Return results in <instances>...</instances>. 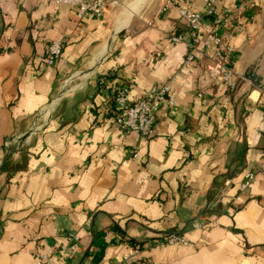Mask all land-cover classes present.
<instances>
[{"label": "crops", "instance_id": "obj_1", "mask_svg": "<svg viewBox=\"0 0 264 264\" xmlns=\"http://www.w3.org/2000/svg\"><path fill=\"white\" fill-rule=\"evenodd\" d=\"M246 1L229 92L200 64L181 68L186 50L168 37L187 28L175 8L159 14L162 0L128 30L111 6L80 22L46 0H0V264H36L69 235L80 253L56 264H118L136 246L139 264H264V0ZM167 84L175 105L155 115L154 138L121 132L120 90L132 102ZM167 234L189 245L146 248Z\"/></svg>", "mask_w": 264, "mask_h": 264}, {"label": "built area", "instance_id": "obj_2", "mask_svg": "<svg viewBox=\"0 0 264 264\" xmlns=\"http://www.w3.org/2000/svg\"><path fill=\"white\" fill-rule=\"evenodd\" d=\"M54 6H66L75 10V17L82 22L91 18L101 19L111 6L110 0H46ZM197 0H162L159 8L160 15H167L170 8H175L177 14L187 28L186 35H172L168 39L172 44L182 45L186 54L181 65L183 70L191 69L195 64L203 68L204 77L212 83L224 86L229 92L236 88V78L230 67V56L233 53L231 42L234 36L245 27V15L254 5L246 0H234L231 10L223 9L219 17H215L222 0H202V10L194 11ZM214 18L215 22L210 30L204 28V20ZM147 28H153L152 21L147 22ZM63 42L50 45L45 52V63L54 67L61 59ZM260 96L264 98V82L258 87ZM169 85L153 87L143 99L129 100L128 89L123 87L114 99L116 111L115 123L123 133H135L143 139L154 138V118L159 111H170L174 108V101L170 97ZM133 152V157H136ZM245 184L241 190H246L253 183L255 177L247 174ZM224 196V195H223ZM222 197V196H221ZM219 201L216 202L218 204ZM80 240L76 235H69L66 244L59 249H50L36 255V264H56L54 255L74 259L80 253ZM189 242L182 235L167 234L146 244L149 251L164 248L187 247ZM141 248L133 247L132 251L124 252L118 264H139Z\"/></svg>", "mask_w": 264, "mask_h": 264}, {"label": "rangeland", "instance_id": "obj_3", "mask_svg": "<svg viewBox=\"0 0 264 264\" xmlns=\"http://www.w3.org/2000/svg\"><path fill=\"white\" fill-rule=\"evenodd\" d=\"M135 0H117L114 6H111V11L112 14H115V18H116V23L118 24V26L120 25V27L124 26V21H125V17H126V10L127 7L132 5L134 3ZM161 0H147L145 5L139 10L138 13H136L131 19L130 21L126 24V30H128L130 28V26L137 21V19L145 14L147 11L152 12V10H155L156 8H158V4L160 3ZM125 27V26H124Z\"/></svg>", "mask_w": 264, "mask_h": 264}, {"label": "bare ground", "instance_id": "obj_4", "mask_svg": "<svg viewBox=\"0 0 264 264\" xmlns=\"http://www.w3.org/2000/svg\"><path fill=\"white\" fill-rule=\"evenodd\" d=\"M147 0H135L134 3L127 7L126 19L124 21V26L130 21V19L139 12V10L145 5Z\"/></svg>", "mask_w": 264, "mask_h": 264}]
</instances>
